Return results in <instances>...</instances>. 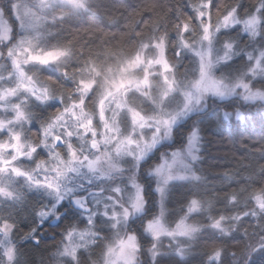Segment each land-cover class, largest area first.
Here are the masks:
<instances>
[{"label": "snow or ice", "instance_id": "6c2138e0", "mask_svg": "<svg viewBox=\"0 0 264 264\" xmlns=\"http://www.w3.org/2000/svg\"><path fill=\"white\" fill-rule=\"evenodd\" d=\"M242 108L264 116V0H0V264L46 225L40 264H264V164L200 167Z\"/></svg>", "mask_w": 264, "mask_h": 264}, {"label": "trees", "instance_id": "16d2710c", "mask_svg": "<svg viewBox=\"0 0 264 264\" xmlns=\"http://www.w3.org/2000/svg\"><path fill=\"white\" fill-rule=\"evenodd\" d=\"M117 2L126 6L129 3L138 5L143 0H117ZM130 11L132 9L128 8L127 11L122 10L116 15L118 17L127 16ZM136 19L139 20L140 17H136ZM128 23L129 21L126 19L122 21L124 26H127ZM94 24L95 22H93ZM81 27L87 28L89 25L84 24ZM111 31L115 32L117 29ZM241 110L246 112V120L243 122L238 123L235 120L231 123L206 122L204 126L200 167L209 179H212L213 174L234 171L241 158H244L245 163L264 164V159H259V157H256L255 160L247 159L248 150L258 148L264 139V116L257 108H242ZM25 230L27 229L25 228ZM51 232L53 234L41 233L39 246H34L31 243L27 245L26 250L35 264H40L41 257H47L50 252L55 250L54 246L59 243L61 239L58 234L59 229L51 228Z\"/></svg>", "mask_w": 264, "mask_h": 264}, {"label": "flooded vegetation", "instance_id": "af4514ba", "mask_svg": "<svg viewBox=\"0 0 264 264\" xmlns=\"http://www.w3.org/2000/svg\"><path fill=\"white\" fill-rule=\"evenodd\" d=\"M51 230V227H49L48 225L45 226V230H42V234H44V232H48V230Z\"/></svg>", "mask_w": 264, "mask_h": 264}, {"label": "rangeland", "instance_id": "374dc122", "mask_svg": "<svg viewBox=\"0 0 264 264\" xmlns=\"http://www.w3.org/2000/svg\"><path fill=\"white\" fill-rule=\"evenodd\" d=\"M48 233H50V234H53V232H51V230H50V229L48 230Z\"/></svg>", "mask_w": 264, "mask_h": 264}]
</instances>
